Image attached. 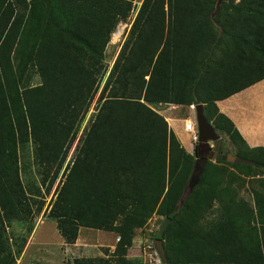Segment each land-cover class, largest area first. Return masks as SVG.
I'll return each mask as SVG.
<instances>
[{
    "label": "trees",
    "instance_id": "1",
    "mask_svg": "<svg viewBox=\"0 0 264 264\" xmlns=\"http://www.w3.org/2000/svg\"><path fill=\"white\" fill-rule=\"evenodd\" d=\"M135 1L0 0V264H15L26 243L13 248L8 225L33 220L40 185L48 194L61 171L47 215L63 241L75 243L81 227L118 236L108 257L72 264H141L127 251L154 214L171 218L162 237L168 264H264V195L253 205L236 200L215 186L207 161L183 197L196 157L156 110L202 103L238 155L264 167V146H248L216 105L264 79V0H142L107 70L106 45ZM34 74L40 83L31 85ZM28 144L40 185L21 178Z\"/></svg>",
    "mask_w": 264,
    "mask_h": 264
},
{
    "label": "rangeland",
    "instance_id": "2",
    "mask_svg": "<svg viewBox=\"0 0 264 264\" xmlns=\"http://www.w3.org/2000/svg\"><path fill=\"white\" fill-rule=\"evenodd\" d=\"M141 1H135L136 6L132 9L129 17L126 20L119 21L111 34L105 48L104 63L107 66V70L114 64L128 37L131 24L138 12ZM104 78L101 80L100 89L104 83ZM38 83H40V78L37 74H34L30 80V84L34 85ZM257 87L255 86L254 88L257 89ZM98 95L99 92L96 96ZM96 103L97 98L93 100L89 111L80 125L77 138L68 152L65 165L72 158L74 149L83 134L85 126L95 113ZM193 105H188L187 107H185L186 105H159L156 110L165 118L169 128L173 130L175 122L177 123V118H181L183 124L186 119L188 121L191 120L189 119L188 112L190 111V115L192 113L195 114ZM176 125L178 129H181L182 125L180 123ZM217 131L223 138V148L234 156H239L238 148L232 144L225 133L220 130ZM33 152L32 144H28L23 150H20L19 167L22 181L26 186L32 183L40 185L38 166L35 163ZM245 159L249 160V162L208 161L212 165L211 169H214L213 181L216 184L215 186H223L236 200L243 199L250 205H253L255 193L264 195V167L255 164L254 161L248 158ZM61 173L62 171L48 194H46L45 188L40 185L44 201L42 210L34 216L33 220L27 223L12 222L8 225L7 237L13 248L20 242L19 238L26 237L24 249L18 256L15 264H72L74 258L108 257V254H111L114 250L115 243L118 240L116 233L99 229L81 227L75 243L66 244L63 241L56 229L55 221L47 215L50 202L55 196ZM218 208L217 203H214L209 209V213L201 221L206 222L211 220L215 215L213 212H217ZM163 219V216L154 214L142 228L137 229L132 240V245L127 251L128 258L133 261H140L141 264H161L154 248L153 239ZM30 227L32 229L29 232Z\"/></svg>",
    "mask_w": 264,
    "mask_h": 264
},
{
    "label": "crops",
    "instance_id": "3",
    "mask_svg": "<svg viewBox=\"0 0 264 264\" xmlns=\"http://www.w3.org/2000/svg\"><path fill=\"white\" fill-rule=\"evenodd\" d=\"M255 86H258L257 89L254 88ZM216 105L220 112L231 119L248 146H264V79L226 98L217 100ZM188 116L193 120L195 114L190 115L189 111ZM177 123L182 125L181 129L176 127ZM177 123L175 122L173 126L174 133L185 150L193 153L194 144L190 139V134L183 130L181 118H177Z\"/></svg>",
    "mask_w": 264,
    "mask_h": 264
},
{
    "label": "water",
    "instance_id": "4",
    "mask_svg": "<svg viewBox=\"0 0 264 264\" xmlns=\"http://www.w3.org/2000/svg\"><path fill=\"white\" fill-rule=\"evenodd\" d=\"M222 1L224 0H218L217 5H219ZM193 107L195 110L194 120L196 122L198 130V139L194 143V154L196 158L193 164L192 172L187 181L183 197L191 193L194 187L199 183L200 176L208 160L249 162V160L243 157L234 156L223 148V138L220 136L214 125L206 119L202 103L195 104L193 105ZM211 144H213L214 147H211ZM219 147H221L222 152L218 151ZM182 200L183 199H181V202ZM170 221V217H165L163 219V221L159 225L158 232L153 239L154 248L161 264H168L162 237Z\"/></svg>",
    "mask_w": 264,
    "mask_h": 264
},
{
    "label": "built area",
    "instance_id": "5",
    "mask_svg": "<svg viewBox=\"0 0 264 264\" xmlns=\"http://www.w3.org/2000/svg\"><path fill=\"white\" fill-rule=\"evenodd\" d=\"M183 129L190 134V139L194 144L198 139V130L195 120L188 121V119H186Z\"/></svg>",
    "mask_w": 264,
    "mask_h": 264
},
{
    "label": "flooded vegetation",
    "instance_id": "6",
    "mask_svg": "<svg viewBox=\"0 0 264 264\" xmlns=\"http://www.w3.org/2000/svg\"><path fill=\"white\" fill-rule=\"evenodd\" d=\"M211 147H214V145L211 144ZM218 151H219V152H222L221 147L218 148ZM217 161H221V160H217Z\"/></svg>",
    "mask_w": 264,
    "mask_h": 264
},
{
    "label": "bare ground",
    "instance_id": "7",
    "mask_svg": "<svg viewBox=\"0 0 264 264\" xmlns=\"http://www.w3.org/2000/svg\"><path fill=\"white\" fill-rule=\"evenodd\" d=\"M183 126H184V124H183Z\"/></svg>",
    "mask_w": 264,
    "mask_h": 264
},
{
    "label": "clouds",
    "instance_id": "8",
    "mask_svg": "<svg viewBox=\"0 0 264 264\" xmlns=\"http://www.w3.org/2000/svg\"><path fill=\"white\" fill-rule=\"evenodd\" d=\"M194 120V119H193ZM184 130V129H183Z\"/></svg>",
    "mask_w": 264,
    "mask_h": 264
}]
</instances>
